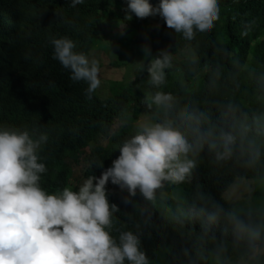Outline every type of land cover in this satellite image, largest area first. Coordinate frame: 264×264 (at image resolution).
Listing matches in <instances>:
<instances>
[{
    "label": "clouds",
    "instance_id": "9594fccd",
    "mask_svg": "<svg viewBox=\"0 0 264 264\" xmlns=\"http://www.w3.org/2000/svg\"><path fill=\"white\" fill-rule=\"evenodd\" d=\"M86 1L59 0L73 10L85 8ZM25 2L31 14L33 2ZM122 7L126 19L159 16L192 44L209 35L219 18L217 0H159L155 6L127 0ZM53 19L47 9L41 24L27 22L15 35L22 39L45 29L43 71L64 76L82 102L95 103L103 65L78 47V37L50 31ZM241 32L251 48L260 45L250 28ZM219 49L221 56L234 48ZM144 53L148 61L141 67L150 91L108 166L89 164L87 144L73 160L62 158L66 142L45 119L47 106L34 108L43 120L39 126L0 125V264H151L139 224L118 232L113 201L124 194L125 206L134 198L155 204L166 190L167 264H264V103L252 110L243 68L217 76L195 66L198 59L189 50L184 62L181 52L173 58L160 50L152 57L145 47ZM188 67L208 97L183 86ZM81 161L78 178L74 166ZM142 202L128 210L149 206ZM143 223L151 225V217Z\"/></svg>",
    "mask_w": 264,
    "mask_h": 264
},
{
    "label": "trees",
    "instance_id": "16d2710c",
    "mask_svg": "<svg viewBox=\"0 0 264 264\" xmlns=\"http://www.w3.org/2000/svg\"><path fill=\"white\" fill-rule=\"evenodd\" d=\"M32 2L33 12L30 14L25 9V0H0V125L24 126L34 122L39 126L43 120L36 117L34 108L47 106L45 119L51 120L66 142L62 158L67 156L73 160L76 154L81 155L86 144L92 151L87 156L90 165L108 166L119 156L116 148L131 135L135 115L144 95L150 91L146 72L141 67L148 61L145 47L152 57L157 56L160 50H168L173 58L181 52L179 58H183L182 62L186 61L183 52L189 50L198 59L195 66L217 76H223L231 68H243L247 80L243 84L252 110L264 103V96L256 94L258 89L264 90V0H217L219 18L214 22L213 31L193 44L182 41L181 36L167 28L159 16L137 18L130 14L131 18L126 19L122 4L127 0H87V6L80 10L62 6L59 0ZM149 2L155 6L159 0ZM47 9L54 14L50 31L71 33L81 40L77 45L88 57L93 50H101L103 56L112 60L113 68L128 71V76L120 81L103 79V83L110 85L103 93L100 90L95 94V103L82 102L78 93L67 86L66 83L70 82L64 76L58 79L43 71L46 63L40 46L45 29L37 28L22 39L15 35L24 30L27 22L41 24ZM251 16L254 19L249 20ZM246 17L247 21H242ZM5 19L8 27L1 31ZM244 27L250 28L253 38L261 39L259 46H249L248 38H243L241 32ZM100 38L102 43L97 45ZM220 44L234 49L219 56L222 54L220 49L217 50ZM102 60L103 57L97 59L98 62ZM252 80H256L255 84ZM182 84L196 93L209 96L192 67L185 70ZM164 90L167 91V81ZM117 121L121 124L113 129ZM116 195L113 202L119 208L116 221L120 229L134 228L139 224L142 245L151 264H167V190L155 204L134 198L132 204L125 206L122 203L125 195ZM139 200L149 206L140 204L129 211L128 208ZM149 216L151 225H144L143 221ZM144 231L147 234H143Z\"/></svg>",
    "mask_w": 264,
    "mask_h": 264
},
{
    "label": "rangeland",
    "instance_id": "374dc122",
    "mask_svg": "<svg viewBox=\"0 0 264 264\" xmlns=\"http://www.w3.org/2000/svg\"><path fill=\"white\" fill-rule=\"evenodd\" d=\"M121 28H122V26L119 28V30H121ZM102 40H103L102 38L98 39L96 44L100 45L102 43ZM92 53L94 55H97L98 57H103V60L101 61V63L103 65V77L105 80H122L128 76V71L126 69H115V68H113L111 65L112 60H109L108 58L103 56L102 51L93 50ZM187 54H189V53H187ZM172 65H173V63H172ZM146 78H147V73H146ZM108 85H110V84H108V83L105 84V83L101 82V86L99 87V89L101 90V93L104 92L105 87ZM120 124H121V122L117 121L114 123L112 128L116 129L119 127ZM105 142L106 141L104 140L103 143H105ZM88 151L89 150L86 149V152H88ZM83 167H84L83 161H81L79 165L74 166V172L78 178H80L81 170Z\"/></svg>",
    "mask_w": 264,
    "mask_h": 264
},
{
    "label": "bare ground",
    "instance_id": "6f19581e",
    "mask_svg": "<svg viewBox=\"0 0 264 264\" xmlns=\"http://www.w3.org/2000/svg\"><path fill=\"white\" fill-rule=\"evenodd\" d=\"M10 24H11V23H10ZM1 31H4V28L1 29ZM245 51H246V50H241V52H245ZM0 62H1V61H0ZM0 64H1V63H0ZM1 66H2V65H1ZM3 68H5V67H3ZM2 70H3V69H2ZM256 94H261V91L258 89ZM40 111H41V109H37L36 112L38 113V112H40ZM2 123H3V122H2ZM119 231H122V230L119 229L118 232H119ZM143 234H147V232L144 231ZM148 242L150 243V239H148Z\"/></svg>",
    "mask_w": 264,
    "mask_h": 264
},
{
    "label": "water",
    "instance_id": "95a60500",
    "mask_svg": "<svg viewBox=\"0 0 264 264\" xmlns=\"http://www.w3.org/2000/svg\"><path fill=\"white\" fill-rule=\"evenodd\" d=\"M5 24V26H3L4 27V29L6 30V28L8 27V22H7V20L5 19V22L3 21V25Z\"/></svg>",
    "mask_w": 264,
    "mask_h": 264
}]
</instances>
